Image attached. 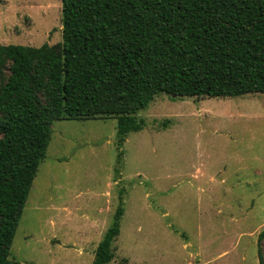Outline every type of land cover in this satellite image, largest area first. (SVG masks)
<instances>
[{
    "label": "rangeland",
    "instance_id": "374dc122",
    "mask_svg": "<svg viewBox=\"0 0 264 264\" xmlns=\"http://www.w3.org/2000/svg\"><path fill=\"white\" fill-rule=\"evenodd\" d=\"M61 43V0L0 2V44ZM138 116L121 147L116 119L53 123L11 258L92 264L122 198L109 264H264V94H161Z\"/></svg>",
    "mask_w": 264,
    "mask_h": 264
},
{
    "label": "trees",
    "instance_id": "16d2710c",
    "mask_svg": "<svg viewBox=\"0 0 264 264\" xmlns=\"http://www.w3.org/2000/svg\"><path fill=\"white\" fill-rule=\"evenodd\" d=\"M61 1L60 45L0 44V264H17L55 121L116 119L121 147L158 95L264 94V0ZM124 211L121 198L92 264L114 260Z\"/></svg>",
    "mask_w": 264,
    "mask_h": 264
},
{
    "label": "water",
    "instance_id": "95a60500",
    "mask_svg": "<svg viewBox=\"0 0 264 264\" xmlns=\"http://www.w3.org/2000/svg\"><path fill=\"white\" fill-rule=\"evenodd\" d=\"M2 0H0V2H1Z\"/></svg>",
    "mask_w": 264,
    "mask_h": 264
}]
</instances>
